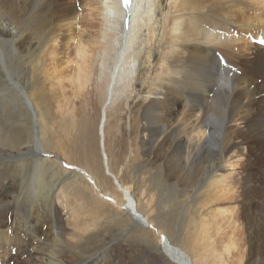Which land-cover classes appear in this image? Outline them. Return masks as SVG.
I'll return each instance as SVG.
<instances>
[{
    "label": "bare ground",
    "instance_id": "6f19581e",
    "mask_svg": "<svg viewBox=\"0 0 264 264\" xmlns=\"http://www.w3.org/2000/svg\"><path fill=\"white\" fill-rule=\"evenodd\" d=\"M50 1L52 0H0V15H3L0 19L5 17L15 26V37L20 38V45H32L38 53L47 42L33 36V29L29 31L30 28H27L28 20H31L29 16L38 7L49 5ZM91 1H87L88 6L94 4ZM98 1L100 6H94V10H100V31L92 46L97 42L99 45L94 46L91 54H88L82 36L79 37V30H72V34L68 36H62L63 32L61 33L62 28L66 27L67 33L75 26L78 8L74 4L69 5L68 0L56 2L59 5V38L63 37L67 47L70 44L72 47L73 44V50L70 49L71 54L74 53L72 61L76 62V66L74 74L69 77L70 84L77 85L73 92L78 94L85 90L94 74L97 87L105 90V97L102 95L104 112L109 100L114 99L115 86L119 91L135 74L137 59H142L143 71L147 72V65H152L151 72L148 71V81L142 78L138 84L140 89L149 90L148 95H154L142 102V119L145 121L142 126V144L148 156L145 163L152 169H158L159 173H167L169 191H177L183 198L175 203H182L181 208L184 207L177 224L183 239L177 244V237L167 233L158 249L147 248L134 241L124 242L128 233L135 229L151 232L156 227L162 231V222H158V217L149 213L154 209L146 210V218L142 214L145 210L142 197L150 207L156 202L155 196L158 193L152 192L154 188L151 187L148 193L147 190L146 193H140L138 190L141 186L138 188L137 181L125 184L120 180L119 174L112 170L110 156L101 138L100 126L102 124L105 137L107 117L103 123L101 115L98 134L104 173L112 182H118L117 190L121 198L99 186L93 174L85 168L64 162L73 169L74 175L79 176L76 171L81 172L82 177L103 199L126 211L128 221L124 223L123 232L119 236L113 234L115 243L101 248L98 242L101 243L102 238L96 241L97 245H85L83 247L86 248L79 252V245L93 234L85 237L89 232L87 229L80 230L81 227L67 231L55 201L51 202L55 215L42 213L32 217L29 195L24 192L25 195L27 193L26 197L20 196L14 200V204L11 200L0 198V248L11 253L12 250L15 251L17 243L20 245L18 250L23 249L24 252L29 249L30 244L33 249L35 246L34 252L39 257L46 255L49 264H72V260L64 258L68 253L78 259V264H264V0H133L129 5H124L122 0ZM162 21L164 24H161ZM27 30L28 34L25 33ZM1 33L4 35L0 44L2 55L5 43L16 40L9 31L1 30ZM259 39L263 42L259 43ZM94 64L99 65V68ZM7 75L12 77L13 74ZM19 80L13 76V80L11 78L8 81L14 88L12 91L25 97L22 99L26 109L35 116L31 117V142L21 146L18 144V147L35 149L38 151L37 156L47 158L51 153L42 141L48 128L46 116L39 109L36 100L27 95ZM113 81L116 82L114 87ZM0 89H11L1 74ZM74 93L71 95L74 96ZM62 94L66 96L69 93ZM68 96L65 98L72 97ZM74 99L70 100L72 104ZM62 103L58 105L61 106ZM69 104L71 105L70 102ZM69 104L66 108H69ZM74 119L72 117L71 120ZM3 139L0 135V143ZM56 157L60 162L64 159L57 154ZM229 167H233L234 172L230 173L231 176L224 175ZM78 168L87 172L95 181L97 190ZM145 183L148 187L147 180ZM205 186L210 188V197L207 202H202L199 201L198 194ZM195 200L199 203L194 213L197 216H190V207ZM207 203L214 205L215 213L206 212ZM154 206L157 210L156 203ZM9 213L13 215L10 220ZM31 220L34 225L48 227L46 232H39V229L34 228L35 236H40L38 241H33L31 234L27 236L26 231L20 233L18 230L19 226L28 227ZM148 220L151 222L149 225L145 224ZM245 255H248L249 260L245 261Z\"/></svg>",
    "mask_w": 264,
    "mask_h": 264
},
{
    "label": "rangeland",
    "instance_id": "374dc122",
    "mask_svg": "<svg viewBox=\"0 0 264 264\" xmlns=\"http://www.w3.org/2000/svg\"><path fill=\"white\" fill-rule=\"evenodd\" d=\"M87 1L90 3V0ZM87 1L68 0L69 5L74 4L73 6L78 8V15L76 16L77 21L74 20L75 26L73 25L74 27L72 26L73 28L69 29L70 31L66 33L65 27L62 28L63 30H61V33L63 32L62 36H68L72 34V30L73 32H77L79 30V37L82 36L81 39L83 38L82 40L87 48V52L88 54H91L94 46L98 44L97 42L94 46H92L96 36L98 35V32L100 31L101 23V16L98 15L100 10H98L99 8H95L94 10V6L99 7L100 2L98 0H92L91 2H94V4H90V6H88ZM51 2L53 3L51 4ZM56 2L57 0H52L47 6L38 7L39 9L37 8L31 14L32 16H29L31 18V20H28L29 27L27 26L28 29L30 28L29 31L33 29V36H36L35 38H43L47 42V46H43L41 49L42 51L40 50V53L35 51L32 45L28 47L22 46V44L20 45V38L15 37L17 34L15 26L10 24V22L5 17H1L0 19V44L4 37V35L1 33V30L11 32L13 35L12 38L16 40H14L15 42L13 43H5L2 53L3 56L0 53V74L11 88L7 90L0 89V135H2L4 138V141L0 143V156L3 155V158H0V190L2 191H0V198L3 197L4 200H11V203L14 204V200L18 199L20 196L26 197L28 193V203L30 202L29 205L31 206L29 210L32 217H37L42 215V213H53V215H55L54 208L51 204L52 201H55L58 208L57 211L63 218V226L67 231L81 227L80 230L87 229V232H89L86 233L87 235L85 237L91 235V233L93 234L86 238L87 241L83 240L82 245H79L77 250L81 252L86 248L83 246L86 245L91 247V245H97L96 241L102 238L103 243L98 242L101 248H107L114 244L115 240L112 239V236L113 234H117V236H119V234L123 232L124 223L128 221V215L125 210L117 208L111 202L98 195L92 185L84 177H82L83 175L81 172L76 171L80 175H74L73 169L69 168V166H67L65 163L70 162L78 165V167L85 168L88 172L93 174L95 181L99 186H101L103 189H108V191L120 197V192L117 190L119 186L118 182L116 180L115 181L117 183L112 182V180L104 173L105 171L100 151L101 148L98 127L101 115L104 116V112L102 111V103L104 98L102 95L105 97V90L97 87V78H95L93 74L90 83H88L85 90L78 94L73 92L77 87L76 84L71 85L69 81V77L74 74L73 72L76 66V62L72 61L74 53L73 55L71 54V49L73 50V44L72 47L71 44L70 47H67V42H64L63 37L61 36L59 38V24H57L59 23L57 8L59 5H56ZM35 22L36 24H34ZM161 24H164V21H162ZM54 30H56V33ZM29 31L27 30L25 33L28 34ZM236 31H238V29H236ZM53 33H55L57 37ZM53 36L54 39L52 38ZM160 38L161 37H159V39ZM258 42L260 43V41ZM28 51L30 53H27ZM141 51L142 54H144V50L142 48ZM95 66H97V64ZM97 67L99 68V65ZM143 68L144 64H142V59H137L136 72L131 77V80L124 87L119 85L121 87L119 91L117 85L115 86L114 99L109 103L107 114L105 112L107 117L105 124V137L102 124L100 127L103 132L101 138H103V143L105 142L107 152L110 156L111 168L115 173L119 174L120 180L125 184L137 181V184L139 185H137L138 188L141 186L138 190L140 193H148L150 190L149 187L152 189L154 188L152 192L156 191V193H158L157 197L155 196L157 210H155V203L148 207L149 205L142 197L141 201L145 208V210L142 211V214L146 218V210L149 211L154 209L153 211H149V213L154 214L156 218L158 217V222H162V231L156 227H153V225H151L153 227H151V232L148 230L135 229L136 231L134 230L128 233L124 239V242L134 241L142 244L144 247L158 249V245H161V242L167 233L170 235L173 234L175 237H177V244L181 243L179 241L183 239V235L179 234V228L177 224H179L178 222L181 220L184 207L181 208L182 203L175 205L176 200L181 201L183 198L178 195L177 191H169L168 186L170 185V182L166 176L167 173H159L158 169H152L151 166H148L145 163V161L147 162L148 156L145 154L142 144L144 139V131L142 126L145 123V121L142 119V117H144V105H142L144 103L142 102H146L145 99H150V97L154 95H148V89L143 90L138 87V84L141 82L142 78L148 81V78L150 77V73L148 71L151 72L152 65H147V68L149 69L147 72L145 70L143 71ZM7 73H12V77L7 75ZM13 76L20 79L19 82L21 84L23 83L22 85L27 95H30L34 101L36 100L35 102H37L39 109H41L46 116L45 119L48 128L47 133L42 138V141L45 148L47 147V150H50L49 152L52 154L51 155L49 153L50 155L47 158L41 159L40 156H37L38 151L35 149L21 148V150L19 148L22 144L31 142L32 140L31 117H34L35 114L26 109L22 99L23 96L21 97L18 92L12 91L14 88L8 80L11 78L13 80ZM61 86H63V88ZM71 87L72 89L75 87V89L72 90ZM62 93H69L67 94L69 96H72L71 94L74 93V96H72L73 98L68 96L71 99L75 98L73 100L74 105L70 101L71 99L68 100L69 98H65L67 95L65 94L66 96H64ZM77 95L79 96L77 97ZM60 97L62 98L59 99ZM63 98H65V101ZM60 102H63V108L62 105H58ZM69 102L73 106H71ZM67 104H69V108L72 107L73 109L66 108ZM69 110L71 111L69 112ZM9 114L12 115L10 116ZM66 116L68 117L67 119H65ZM72 117L73 119L75 118V121L73 120L75 123L71 120ZM18 144L20 145L19 147ZM102 148L104 149V145ZM56 154L60 157L63 156V163H61L62 161H59L58 157L55 158ZM12 155L13 157H6ZM106 160L107 158H105V162ZM151 160L153 161L154 158H151ZM143 163L144 165L141 166ZM148 169H152L150 170L151 174L149 173ZM234 170L235 169L233 167H229L225 171L224 175H230V173H233ZM148 173L149 176L147 175ZM107 177L109 178V182L107 181ZM144 179L147 180L148 187H146L147 184L145 183ZM24 189L27 191H24ZM145 190L147 191L145 192ZM24 192H27L26 195L23 194ZM209 194L210 188L205 186L198 194L199 201L207 202L210 197ZM57 198L59 199V203ZM167 204L168 207H166ZM206 205L208 206V210L206 212L210 214L215 213V209H213L214 205L212 203H207ZM198 206L199 203L195 200V203H193V205L190 207V216H197L194 213ZM172 215H174L173 219H171ZM8 216L9 220L11 217L13 218V215L11 216L10 213ZM32 222L33 221L31 220V223H29L30 225H28V227L19 226L18 230L20 233L26 231V233H28L27 236L31 234V239L33 241H38L40 236H35V229H39V232L40 230L46 232L45 230H47L48 227L46 225H44V227L41 225H34ZM145 224H151L150 220H148ZM11 229L13 232L14 226ZM11 231L10 233H12ZM25 237L26 236H23V238ZM9 241L10 240H8V242ZM31 244L33 243L31 242ZM17 246L18 244L16 243V246H14V248H16V252L12 250L11 253H7L8 251H4L2 247L0 248V264H49L46 255L41 258L34 252L36 251L35 246L33 249V245L31 248L29 244L28 250L24 248L26 250L24 251L25 254L22 251L23 249L18 250L20 245L18 248ZM6 248H8L7 244ZM246 250L247 249H245V251ZM71 255V253H68V255L64 258L68 261L72 260V264H78V259ZM21 258L27 262L21 261ZM244 259L246 261V259H248V255H245Z\"/></svg>",
    "mask_w": 264,
    "mask_h": 264
},
{
    "label": "water",
    "instance_id": "95a60500",
    "mask_svg": "<svg viewBox=\"0 0 264 264\" xmlns=\"http://www.w3.org/2000/svg\"><path fill=\"white\" fill-rule=\"evenodd\" d=\"M122 2L124 3V5H129V4H131V2H129L128 4H125V2L122 0ZM128 12H129V9H128ZM115 81H113L112 82V85H113V87H114V85H115ZM110 101L111 100H109V102L107 103V105L105 106V108H104V116H103V123H104V121H105V118H106V115H105V112H106V108L108 107V104L110 103ZM103 133V132H102ZM80 171H82L83 173H84V175H85V177L93 184V185H95V187H96V184H95V181L93 180V179H91V177L87 174V172H85L83 169H80V168H78Z\"/></svg>",
    "mask_w": 264,
    "mask_h": 264
},
{
    "label": "snow or ice",
    "instance_id": "6c2138e0",
    "mask_svg": "<svg viewBox=\"0 0 264 264\" xmlns=\"http://www.w3.org/2000/svg\"><path fill=\"white\" fill-rule=\"evenodd\" d=\"M125 4H128L130 2V0H124Z\"/></svg>",
    "mask_w": 264,
    "mask_h": 264
}]
</instances>
